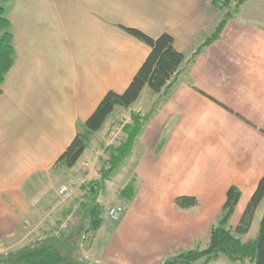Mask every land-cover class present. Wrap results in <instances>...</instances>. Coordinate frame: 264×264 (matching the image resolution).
<instances>
[{
    "label": "crops",
    "instance_id": "1",
    "mask_svg": "<svg viewBox=\"0 0 264 264\" xmlns=\"http://www.w3.org/2000/svg\"><path fill=\"white\" fill-rule=\"evenodd\" d=\"M0 7L14 51L0 84V264H16L12 253L55 236L71 204L76 224L86 225L88 204H102L113 176L121 182L107 206L123 212L115 223L102 216L91 232L82 254L90 263L161 264L201 240L206 246L231 185L240 197L228 224L237 225L264 174V0L241 5L164 101L155 104L154 93L148 103L144 87L129 107L115 108L150 116L104 182L114 115L72 167L59 178L52 172L103 96L123 92L149 54L123 27L150 37L166 32L187 58L213 31L219 10L211 0H0ZM127 185L129 198L120 194ZM62 186L69 194L59 193ZM178 197L195 204L179 207ZM263 210L259 204L250 228Z\"/></svg>",
    "mask_w": 264,
    "mask_h": 264
},
{
    "label": "trees",
    "instance_id": "2",
    "mask_svg": "<svg viewBox=\"0 0 264 264\" xmlns=\"http://www.w3.org/2000/svg\"><path fill=\"white\" fill-rule=\"evenodd\" d=\"M231 1L211 0L217 9L224 13L210 35L187 58L182 52L175 49L172 36L166 32L159 34L157 37H150L138 29L123 27L129 34L149 46V54L123 92L108 91L103 96L94 111L81 124V129L84 128V130L79 129L76 132L57 162L68 168L72 167L86 148L88 140L84 133L92 135L99 130L115 108L129 107L139 97L144 87L149 88L155 94H159L155 104L164 101L176 83L188 74L197 55L219 37L226 20L237 12L238 7L245 0H237L233 8L229 7ZM226 8H232L233 13L225 11ZM13 53L9 22L4 16L3 8L0 7V84L12 64ZM155 104L150 108L149 113L153 110ZM130 116V122L128 121L123 126L126 134L123 141L113 148L112 146L105 147L109 159L106 161L107 166L100 168L101 182L108 179L123 159L128 156L134 138L150 114L147 116L134 113ZM131 189L132 187L127 185L121 190L120 194L129 198ZM87 193L92 194L93 192L87 190ZM239 197V188L231 185L226 191V199L221 207L220 214L210 227L208 242L205 247L180 251L174 256L165 258L161 264H208L216 260L221 254L231 261L239 262V264H264V210L259 219L256 237L244 241L240 238V235L248 232L255 210L264 197V174L259 179L237 225L231 228L228 221ZM175 203L179 207H186L195 204V200L178 197ZM87 209L89 221L86 225L75 223L72 227H69V232L66 234L60 233L59 236H48L32 245L23 246L11 255L16 264H96L88 262L79 252L75 243L79 235L89 230L95 231L102 222L101 205L93 202L88 204ZM74 235L76 237L74 243H72L73 245L66 243V239L70 240L69 238Z\"/></svg>",
    "mask_w": 264,
    "mask_h": 264
},
{
    "label": "rangeland",
    "instance_id": "3",
    "mask_svg": "<svg viewBox=\"0 0 264 264\" xmlns=\"http://www.w3.org/2000/svg\"><path fill=\"white\" fill-rule=\"evenodd\" d=\"M246 1V0H245ZM244 1V2H245ZM243 2V3H244ZM237 3V0H232L231 1V4H230V6L229 7H232L233 8V5H235ZM243 3L241 4V5H243ZM241 5L238 7V9H237V12L235 13V14H233L232 16H230V18H228L227 20H226V22L227 21H229V20H231V19H236L239 15H240V11H241ZM232 8L231 9H228V8H226L225 9V11H230V13H233L232 12ZM220 12V15H219V19L221 18V16L223 15V13L224 12H222V11H219ZM225 22V23H226ZM217 23H218V21H217ZM217 23H216V25H217ZM215 25V26H216ZM225 25V24H224ZM224 27V26H223ZM215 28V27H214ZM149 89V88H148ZM146 97L145 98H148V103H151V98H152V96H154V93L149 89V90H146ZM159 94H155V98H157V96H158ZM153 97V98H154ZM153 106V105H152ZM144 112H146V110L144 111ZM112 115H114L113 116V119L114 118H116L115 120V122L113 121V127H115L116 125H119V124H121L122 123V121L124 120V119H126V117H128L129 118V120H130V118H131V114L129 115L128 113H126V112H124V113H116V114H110V116H109V118H111L112 117ZM140 115H143V114H140ZM145 115V114H144ZM118 117V118H117ZM120 119V120H119ZM119 120V121H118ZM118 121V122H117ZM130 122V121H129ZM128 123V122H127ZM81 129V128H80ZM84 130V128L83 129H81V131H83ZM121 133H122V137H120L119 139H118V141H117V143L115 144V145H112V148L114 147V146H117V145H119L122 141H123V139H124V137H125V131H124V128L122 127V130H121ZM85 135H86V138H87V140H88V142H89V140H90V138H91V136L93 135H90V134H86V133H84ZM88 142H87V144H88ZM107 143V141H105V144ZM87 144H86V147H87ZM107 145V144H106ZM105 149V148H104ZM105 151H106V149H105ZM107 152V155L105 154V153H103V155L104 156H102L103 158H101V160H102V165H101V167L102 166H107L106 165V161L109 159V156H108V151H106ZM82 155V154H81ZM79 159V158H78ZM77 159V160H78ZM77 162V161H76ZM100 167V168H101ZM67 169H68V167H66V166H64L63 164H61V163H59L58 164V166L55 168V170L52 172V174H53V176H56V177H60V175L61 174H63V173H65V171H67ZM116 174V173H115ZM114 174V175H115ZM55 177V178H56ZM58 180V179H57ZM79 182H80V180H78ZM85 182V179H84V181L83 182H80V184H83ZM120 182H121V177H118V176H113L112 177V182H110V183H107V185L104 187V192H103V198H102V204H101V207H102V216L106 219V220H111L109 217H108V215H107V211H106V207H107V205L108 204H111V203H116V196H117V187L118 186H120ZM60 184V182L58 181V183H57V185H59ZM60 189V188H59ZM86 191V193H87V189L85 190ZM60 193V192H59ZM68 194H69V191L67 192ZM61 194V193H60ZM64 195H67V194H64ZM264 200V199H263ZM261 201V203H260V206L261 207H263L264 206V201ZM73 203V202H72ZM70 209L71 210H69V212H67V216L64 218V219H62L61 220V223H60V229H58L57 231H56V234H55V236H59L60 235V232H65V233H68L69 231V227H72L75 223H76V221H75V219H74V214H75V211H76V207L74 206V205H72L71 204V206H70ZM123 212V211H122ZM122 214V213H121ZM120 214V215H121ZM107 215V216H106ZM108 218V219H107ZM119 219V218H118ZM117 219V220H118ZM259 219H260V217H258V214H257V218L255 219V221H254V223L252 224V226H251V228L249 229V231H248V234L246 235L247 237L245 238V239H254L255 237H256V235H257V233H258V228H259ZM105 220V221H106ZM116 220V221H117ZM105 221L103 222V224L104 225H106V223H105ZM111 222L112 223H115V221H113V220H111ZM109 223V222H108ZM107 226H109L110 227V225H107ZM109 231H110V229H109ZM76 232H77V230H76ZM91 230H89V232L88 233H86L85 235H84V233H82L81 235H79V237L77 238V242H75L76 243V245H77V249H79V252H81V254H83V252L85 251V250H87V248H88V245L91 243V241H93L94 240V237H93V240H92V238H91ZM75 235L74 236H72V237H70L69 239L70 240H68V239H66V243H68L69 245L71 244V245H73L72 243H74V241H75ZM100 239H102V235H100L99 236V238H97V242H96V240L94 241V245H95V247H96V250L97 251H99V246H98V244H100L101 243V241H100ZM197 245H199L198 247H193V248H191V249H201V248H203V247H205L204 246V244H203V241L201 240ZM186 250V249H185ZM183 251V250H182ZM100 252V251H99ZM178 252H180V251H178ZM178 252H175V253H173V254H169V255H167L165 258H167V257H171L172 255L174 256L176 253H178ZM83 256V255H82ZM96 264H98V263H96ZM208 264H239V262H235V261H231V260H229L226 256H224V255H220L216 260H213V261H211L210 263H208Z\"/></svg>",
    "mask_w": 264,
    "mask_h": 264
},
{
    "label": "built area",
    "instance_id": "4",
    "mask_svg": "<svg viewBox=\"0 0 264 264\" xmlns=\"http://www.w3.org/2000/svg\"><path fill=\"white\" fill-rule=\"evenodd\" d=\"M128 121H129V118L126 117V119H124L121 124L116 125L112 129H110L108 137H107V143H106L107 145L106 146H112V145H115L117 143L118 139L120 137H122V133H121L122 127ZM79 180H80V182H83L84 178L80 177ZM59 192L62 194H67L66 187L65 186L60 187ZM106 211H107L108 217L111 220L115 221L119 218L120 214L122 213L123 206H121V205H110V206L106 207Z\"/></svg>",
    "mask_w": 264,
    "mask_h": 264
}]
</instances>
